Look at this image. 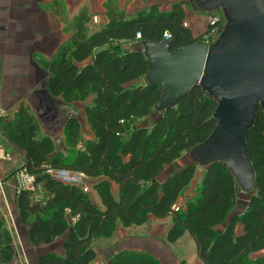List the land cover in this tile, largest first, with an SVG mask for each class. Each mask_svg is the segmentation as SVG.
<instances>
[{
    "label": "trees",
    "instance_id": "16d2710c",
    "mask_svg": "<svg viewBox=\"0 0 264 264\" xmlns=\"http://www.w3.org/2000/svg\"><path fill=\"white\" fill-rule=\"evenodd\" d=\"M106 9L108 23L90 33L88 13L82 8L66 27L72 34L56 58L43 63L51 97L68 104L91 97L84 114L93 139L82 143L79 125L70 118L63 127L65 147L56 152L53 140L41 136L36 119L23 105L11 118L0 119L8 141L25 154L22 169L47 195L43 203L33 202L26 191L16 199L17 220L29 246L41 250L64 238L60 254L40 252L36 264H92L95 241L110 239L116 225L140 227L148 217H169L165 242L173 245L188 234L202 264H264V258H252L264 250V112L257 107L244 139L254 171L253 190L243 193L232 173L214 163L205 168L197 194L175 212L198 166L169 168L211 135L216 104L195 86L175 107L158 113L151 128L133 127L153 114L161 92L156 86L137 84L145 78L148 61L142 49L125 48L159 44L167 34L172 53L204 44L208 30L194 37L183 27L181 4L172 5L168 13L153 7L130 19L109 4ZM49 171L80 173L92 180L96 202ZM238 204H244L241 211ZM67 214L76 218L72 227ZM13 244L0 218V264H12ZM107 264L160 263L146 252L118 251Z\"/></svg>",
    "mask_w": 264,
    "mask_h": 264
},
{
    "label": "crops",
    "instance_id": "0c3cea01",
    "mask_svg": "<svg viewBox=\"0 0 264 264\" xmlns=\"http://www.w3.org/2000/svg\"><path fill=\"white\" fill-rule=\"evenodd\" d=\"M107 4L115 12L123 13L126 19L153 7L168 13L172 5L181 4L185 13L184 23L194 37L202 35L208 27V14L193 9L190 0H0V110L5 118H11L23 105L36 119L41 136H47L53 142L62 138L66 122L60 120L65 110L64 103L49 95L48 73L43 63L56 58L58 49L72 34L66 31V27L82 8H86L88 13L87 26L90 33L105 26L109 21ZM137 45L139 43L127 47L134 48ZM76 104L82 105H70ZM83 106L85 109L86 106ZM72 109L75 111L76 108ZM74 115L75 113L69 118H74ZM142 127H146L145 122ZM24 161L25 154L8 141L0 124V218H6L11 208L16 206L19 191L16 190L13 174L23 167ZM42 196V202L39 203L46 200V193ZM152 219L164 222L162 225L165 234L171 227L169 217L163 220ZM15 223H19L17 218ZM119 228L110 241L100 239L106 253L104 255L94 249L96 259L92 264H107L113 255L112 246L117 247L119 251L145 252L147 247L155 252L158 249V246L152 245L153 242L149 243L154 240L153 230L149 231L148 236L142 237L139 232L132 231V228L139 227ZM239 230L240 228L238 232ZM24 236L27 242L25 230ZM58 240L59 247L47 251L60 254L64 238ZM56 242L57 240L54 243ZM262 252L263 250L252 255V258H263ZM196 260L198 264H202L197 258ZM181 262L183 261L178 264Z\"/></svg>",
    "mask_w": 264,
    "mask_h": 264
},
{
    "label": "water",
    "instance_id": "95a60500",
    "mask_svg": "<svg viewBox=\"0 0 264 264\" xmlns=\"http://www.w3.org/2000/svg\"><path fill=\"white\" fill-rule=\"evenodd\" d=\"M193 4L206 14L220 11L225 23L219 38L211 45L195 43L172 53L170 39L141 43L148 61L145 80L161 92L154 108L158 113L175 107L195 86L215 102L211 135L184 158L204 168L224 165L248 194L254 188V171L244 139L257 107L264 112V0Z\"/></svg>",
    "mask_w": 264,
    "mask_h": 264
},
{
    "label": "rangeland",
    "instance_id": "374dc122",
    "mask_svg": "<svg viewBox=\"0 0 264 264\" xmlns=\"http://www.w3.org/2000/svg\"><path fill=\"white\" fill-rule=\"evenodd\" d=\"M190 5H191V7H193V9H196L194 4H193V0H190ZM216 12L219 13L220 15H222L220 13V11H216ZM211 14H208V19H209V16ZM224 23H225V21L222 17V25L223 26H224ZM219 35L220 34H218L213 40L210 41V45L214 44L217 41V39L219 38ZM137 47L142 49L141 43H139V45H137ZM125 49H130V47H126ZM144 83H146L145 78L140 79L137 82L138 85H142ZM58 98H59L60 102L64 103L63 106L65 109L63 112V117L60 120L61 121L66 120L67 121L68 119H70L69 117L72 116L73 113H75L74 119L77 121V123L79 125L82 143H85L88 140H92L93 134H92L90 127L87 123L86 117H84L85 114H84V109H83V107H84L83 105H85V106L90 105L91 97H89L85 102H83L82 105H80V104L70 105V104L64 102L60 97H58ZM73 107L76 108L75 111L72 109ZM156 115H158V112L154 111L150 117H148L147 119H144L143 121H141L139 123L134 124L133 127L142 126L143 123L145 122L146 128H151L154 124ZM64 140L65 139H64V131H63L62 138H58L54 142L56 152L63 150V148L65 147V141ZM78 149H82V145H79ZM185 163H186V160H185V158H183L180 161L173 164V166L170 167L169 170H175ZM169 170L167 171V173L169 172ZM204 171H205L204 167L198 166V168L196 170V175H195L193 181L182 192V194L179 197V202L176 205L178 208L183 206L189 199H192L197 194ZM14 174H13V178H14ZM85 182L87 183L88 186H90L88 194L90 195L93 202H96L94 194L91 190L93 181L90 179H86ZM16 190H17V188H16ZM34 190L35 191L31 193L32 201H34V202L41 201L42 202V199H43L42 195H43V193H45V191L43 190V188L41 186L35 188ZM112 192H115L114 186H112ZM243 206H244V204H238V206H237L238 211H241L243 209L242 208ZM17 217L18 216H17V212H16V206H13L11 208V211L9 213H7L6 218H3L6 222L7 227H9L10 232L12 233L13 240H14L15 257H14V261L12 264H36V260H37V257H38L40 252L46 253L47 250H49V249L50 250H56L59 247L58 243H60V240H57V242L54 243L50 248H49V246L48 247H42L41 250H36V249H33L30 246H28L27 242L25 241V236H24V230L25 229L20 226V223H15V219ZM66 219H67V224L69 227H72L76 221V218L70 217L69 214H67ZM162 224H164V222H161V223L156 222L155 220L152 219V217H148L146 219L145 223L141 227H139V229L132 228V231L139 232V236H142V237L148 236L149 231L153 230L154 240H150L149 243L153 242L152 245L158 246V249L155 252H153V251H150L149 249H147V247H146L145 252L153 255L160 264H178L180 261H183L184 264H193V263L198 264L196 257H195V253H194V249H195L194 244H193L190 236L188 234H186L176 244L168 245L165 242V238H164L165 233L163 232L164 225H162ZM119 227H120L119 225H116L114 233L116 232L117 229H120ZM137 232H135V233H137ZM107 240L110 241L111 239H107ZM92 248L97 250L100 253H104V255L106 253V252H104V248H105L104 244L100 240L95 241V243L92 245ZM111 251H113V254H115L119 250L117 247L112 246ZM48 252H51V251H48ZM261 255H263L262 257L264 258L263 252L261 253ZM167 256H169V258L166 259Z\"/></svg>",
    "mask_w": 264,
    "mask_h": 264
},
{
    "label": "built area",
    "instance_id": "2783aa9c",
    "mask_svg": "<svg viewBox=\"0 0 264 264\" xmlns=\"http://www.w3.org/2000/svg\"><path fill=\"white\" fill-rule=\"evenodd\" d=\"M183 27H186L185 23H183ZM222 29V15L217 12L212 13L208 19V31L206 36L204 37V45H210V41L213 40L218 34H220ZM168 39H170V37L165 34L163 40ZM2 118L5 117L3 116L0 110V119ZM49 174L63 184L75 186L77 188H80L84 193H89L90 186H88L85 182L87 178L80 173L66 171H49ZM14 181L16 188L19 192L26 191L32 193L35 191L34 189L36 188V186L34 184V178L28 176L25 170L22 168L14 174ZM173 210L177 212L179 208L177 206H174Z\"/></svg>",
    "mask_w": 264,
    "mask_h": 264
}]
</instances>
